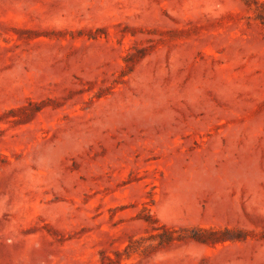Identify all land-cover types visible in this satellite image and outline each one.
<instances>
[{"label": "rangeland", "instance_id": "374dc122", "mask_svg": "<svg viewBox=\"0 0 264 264\" xmlns=\"http://www.w3.org/2000/svg\"><path fill=\"white\" fill-rule=\"evenodd\" d=\"M0 264H264V0H0Z\"/></svg>", "mask_w": 264, "mask_h": 264}]
</instances>
